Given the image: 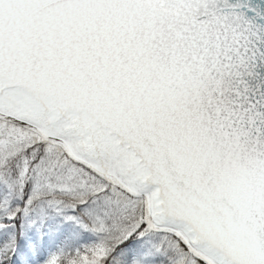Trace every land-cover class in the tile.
I'll return each mask as SVG.
<instances>
[{"label":"snow or ice","instance_id":"6c2138e0","mask_svg":"<svg viewBox=\"0 0 264 264\" xmlns=\"http://www.w3.org/2000/svg\"><path fill=\"white\" fill-rule=\"evenodd\" d=\"M0 264H264V0H0Z\"/></svg>","mask_w":264,"mask_h":264}]
</instances>
